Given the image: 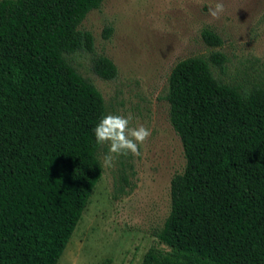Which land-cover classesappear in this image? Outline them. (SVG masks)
<instances>
[{
    "label": "trees",
    "instance_id": "16d2710c",
    "mask_svg": "<svg viewBox=\"0 0 264 264\" xmlns=\"http://www.w3.org/2000/svg\"><path fill=\"white\" fill-rule=\"evenodd\" d=\"M102 1L0 0V264H56L100 176L103 100L68 54L92 51L79 24ZM224 61L215 50L170 69L164 98L184 165L155 232L168 249L139 264H264V88L223 82L211 67ZM90 68L116 74L105 56Z\"/></svg>",
    "mask_w": 264,
    "mask_h": 264
},
{
    "label": "rangeland",
    "instance_id": "374dc122",
    "mask_svg": "<svg viewBox=\"0 0 264 264\" xmlns=\"http://www.w3.org/2000/svg\"><path fill=\"white\" fill-rule=\"evenodd\" d=\"M217 2L224 11L213 18L207 9ZM79 28L90 32L92 51L68 54L72 66L98 90L105 114L131 113L130 127L143 124L151 134L139 156H115L111 167L103 164L107 143L99 144L100 176L56 264H139L148 248L168 249L155 232L169 211L170 178L184 165L164 98L170 69L217 50L225 61L211 67L216 77L264 88V0H103ZM203 30L220 44L208 45ZM96 56L112 61L114 78L91 70Z\"/></svg>",
    "mask_w": 264,
    "mask_h": 264
},
{
    "label": "clouds",
    "instance_id": "9594fccd",
    "mask_svg": "<svg viewBox=\"0 0 264 264\" xmlns=\"http://www.w3.org/2000/svg\"><path fill=\"white\" fill-rule=\"evenodd\" d=\"M213 18H219L224 11L222 2H217L214 7L207 9ZM133 120L131 113L127 115L105 114L96 123L93 132L98 144L107 143L108 152L103 158V164L111 167L115 156L127 155L139 156V146L150 136V129L143 124L130 127Z\"/></svg>",
    "mask_w": 264,
    "mask_h": 264
}]
</instances>
